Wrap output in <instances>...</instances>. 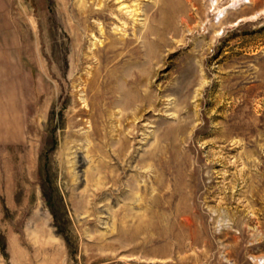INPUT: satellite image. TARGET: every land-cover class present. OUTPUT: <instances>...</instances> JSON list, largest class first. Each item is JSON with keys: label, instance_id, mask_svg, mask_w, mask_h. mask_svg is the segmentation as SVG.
<instances>
[{"label": "rangeland", "instance_id": "374dc122", "mask_svg": "<svg viewBox=\"0 0 264 264\" xmlns=\"http://www.w3.org/2000/svg\"><path fill=\"white\" fill-rule=\"evenodd\" d=\"M214 1L0 0V264H264V0Z\"/></svg>", "mask_w": 264, "mask_h": 264}, {"label": "bare ground", "instance_id": "6f19581e", "mask_svg": "<svg viewBox=\"0 0 264 264\" xmlns=\"http://www.w3.org/2000/svg\"><path fill=\"white\" fill-rule=\"evenodd\" d=\"M214 2H217L218 3V0H216V1H214ZM240 2V1H239ZM238 2V3H239ZM249 3H251V2H249ZM218 10V9H217ZM227 13V12H226ZM221 14L223 15L224 14V12H221Z\"/></svg>", "mask_w": 264, "mask_h": 264}]
</instances>
